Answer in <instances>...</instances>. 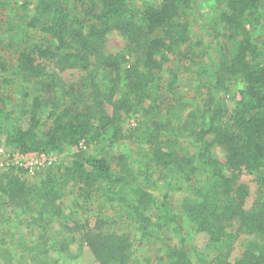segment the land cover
<instances>
[{
	"label": "trees",
	"instance_id": "trees-1",
	"mask_svg": "<svg viewBox=\"0 0 264 264\" xmlns=\"http://www.w3.org/2000/svg\"><path fill=\"white\" fill-rule=\"evenodd\" d=\"M214 1L201 29L218 41L215 57L199 40L196 52L183 48L194 0H37L32 14L13 15L23 28L0 18V50L3 42L10 48L0 54L6 145L22 155L94 147L49 167L37 184L12 171L0 175V264H61L51 252L68 253L72 244L87 246L98 264H264V199L245 209L248 188L239 183L244 170L264 188V35H254L264 0ZM113 31L124 37L129 61L101 52ZM68 67L90 73L65 82L58 72ZM203 73L217 83L213 94L165 105L163 85L171 93L184 74ZM231 80L242 88L228 110ZM135 112L142 120L128 134L121 122ZM134 133L143 145L136 171L135 153L120 148ZM154 170L166 186L188 190L180 211L167 205L166 193L150 190ZM163 230L170 236L153 256L131 257ZM196 231L214 260L201 251L196 262L184 240L170 242ZM238 238L242 252L232 257ZM17 240L21 253L12 248Z\"/></svg>",
	"mask_w": 264,
	"mask_h": 264
},
{
	"label": "rangeland",
	"instance_id": "rangeland-1",
	"mask_svg": "<svg viewBox=\"0 0 264 264\" xmlns=\"http://www.w3.org/2000/svg\"><path fill=\"white\" fill-rule=\"evenodd\" d=\"M6 1L7 5L6 8L0 7V18L4 16L6 18V15L11 17L10 25L14 27H20L23 28L26 23L22 20L17 21L15 19V14H32L34 11V7L36 5L37 0H4ZM140 2V1H139ZM24 4L25 10H22L21 12L20 8H16L19 5ZM141 5V4H138ZM193 6L190 8L188 13L186 14V19L188 20L190 24V31L191 35H189V40L184 45V49H188L191 47L192 50L196 52V41H201V44H203L209 52H211L213 57L216 56V43L218 42L216 39H214L212 36H209L207 34H204L201 27L205 26L206 20H208V12L211 10H214L216 7L214 0H194ZM22 8V7H21ZM261 9L262 15L261 18H263V21L261 20V24L255 29L254 35L256 40H260L262 36L264 35V6ZM21 21V23H20ZM26 21V20H24ZM9 25V24H8ZM209 31H212V29L209 28ZM1 39V37H0ZM8 42V41H7ZM124 37L116 31H113L112 33L108 34L104 42L101 43L100 49L101 52L105 53L106 55L109 54L110 56L116 58L119 55H124L126 61L130 60V55L127 54V45L125 44ZM190 42V44H189ZM9 49L6 44L3 42L0 50V54L3 55L5 58L9 55ZM183 49V50H184ZM207 57H209V54H207ZM42 62L49 64V62L42 60ZM52 66V65H51ZM95 68V67H94ZM54 69H57V65H54ZM93 69L92 67L90 68ZM90 73V70H88ZM88 71H81L77 68H66L63 70H60L58 73H60L61 78L65 82H70L75 79H81L82 76L87 73ZM92 72V71H91ZM93 73H97V75H101L98 73V69L94 70ZM182 73V72H180ZM196 75V79L193 78V76L184 74L181 78H179L177 85L179 90H174L173 92H168L164 85L162 87L161 93H165L167 99L166 104L173 103V97H186L191 98L194 97V99L202 93H206V91L211 93V89L216 88L217 84L215 80L208 79V76L204 75ZM200 76V77H199ZM195 77V76H194ZM199 77V78H198ZM84 80V79H83ZM201 80V87H198L196 89V84L198 85V81ZM195 85V87H194ZM206 85V86H204ZM194 87V88H193ZM210 87V89H209ZM242 88V83L236 80H231L228 83V88L224 94L226 109L231 110L236 101L239 99V91ZM213 91V90H212ZM218 93L217 91L214 92V94ZM213 94V93H211ZM200 97V96H199ZM108 110L111 112L112 106L107 105ZM228 114V112H227ZM226 118V116H225ZM142 120V117L138 112L133 113L130 117H126L122 120L121 126L124 130L127 131L128 134H131L134 130V128L138 125H140V122ZM135 134V133H134ZM4 135L0 134V175L3 173H9L13 172L18 174L26 183L28 184H37L42 179V174L44 171L48 170L49 167L56 166L57 163L60 162V160L63 161H69L75 153L80 152L81 150L86 153H93L94 147H86L83 145L77 146H71L70 148L67 147L64 151L61 153H41V154H20L17 150H14L11 146L6 145V141L3 137ZM132 136V138H130ZM138 135H129V138H127L122 146H120L121 149L129 150L131 152L135 153V156L132 158L131 167L133 171H136L139 165L138 160L140 159L139 151L141 147H143L141 140L137 137ZM188 139V138H187ZM186 142V144H185ZM182 140V143L186 146H189L190 140ZM213 155L218 158L219 161L223 162V156L220 150L217 148H214ZM150 180L148 182L154 183L150 187V190L154 191L155 193H166L167 194V205L173 209V211H180V205L182 198L188 192L182 191V190H176L175 188H178V185H173L175 188H171L166 186L167 179L163 176V172L161 171H152L150 172ZM163 181V183H162ZM239 183L246 184L248 188V194L246 197H244V206L245 209H249L254 205V202L257 200H263L264 199V188H260L259 185L254 181V176L251 173H248L246 171H242L239 173ZM65 206H67V211L69 209H72V202L70 200H65ZM188 231V230H187ZM171 231L165 232L164 230L161 232L160 236H155L150 240L144 239L140 245H137L132 250L131 257L133 259H144L149 256H153L156 249L161 245L162 240L166 237L170 236ZM176 235V233L174 232ZM190 234V233H189ZM183 235V236H177L176 239L173 241H170L172 244L176 243V241H182L184 240L186 243V246L189 249V254L192 257L193 260L198 261V257L201 254V251L205 253L204 260H214V253L210 252L207 253V250H204V243L203 239H205V235L202 233H199L196 231L194 235ZM173 235V234H172ZM243 239V238H242ZM206 241V240H205ZM18 245V246H17ZM12 248H17L18 251L21 253L22 248L19 247L18 240L17 244H13ZM242 252V247L240 245V239L235 241V245L233 246V249L231 251L232 257H239ZM26 256L28 254H25ZM51 255L55 258H58V261L61 264H98L89 248L87 246L78 245V244H72L70 246V250L68 253H60L52 251ZM25 256V257H26ZM21 264H28L24 263L23 260H20ZM214 264L216 262L212 261Z\"/></svg>",
	"mask_w": 264,
	"mask_h": 264
}]
</instances>
